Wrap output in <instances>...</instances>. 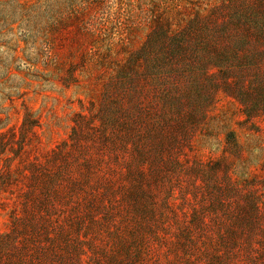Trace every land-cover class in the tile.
Masks as SVG:
<instances>
[{
	"label": "rangeland",
	"instance_id": "374dc122",
	"mask_svg": "<svg viewBox=\"0 0 264 264\" xmlns=\"http://www.w3.org/2000/svg\"><path fill=\"white\" fill-rule=\"evenodd\" d=\"M0 264H264V0H0Z\"/></svg>",
	"mask_w": 264,
	"mask_h": 264
}]
</instances>
